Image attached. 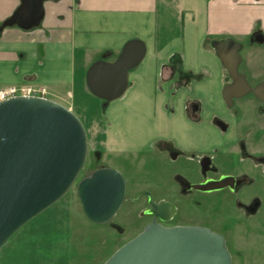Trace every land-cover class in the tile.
<instances>
[{
    "label": "crops",
    "instance_id": "crops-1",
    "mask_svg": "<svg viewBox=\"0 0 264 264\" xmlns=\"http://www.w3.org/2000/svg\"><path fill=\"white\" fill-rule=\"evenodd\" d=\"M19 4L0 0V25ZM43 7L38 27L0 31V89L23 84L48 88L58 100L52 101L69 109L87 137L91 132L108 154L114 149L137 154L159 137L185 150L209 141V133L196 130L186 108L199 97L211 113L220 110L224 70L210 43L230 39L242 46L264 37V0H46ZM133 39L145 44L146 55L129 73L125 94L110 103V122L105 123L86 73L102 55L115 60ZM183 78L189 82L177 87L175 81ZM126 121L137 124L136 140L129 143L121 123Z\"/></svg>",
    "mask_w": 264,
    "mask_h": 264
},
{
    "label": "water",
    "instance_id": "water-1",
    "mask_svg": "<svg viewBox=\"0 0 264 264\" xmlns=\"http://www.w3.org/2000/svg\"><path fill=\"white\" fill-rule=\"evenodd\" d=\"M45 1L19 0L0 31L38 27ZM210 46L231 80L223 91L226 102L249 93L258 96L260 86L250 87L239 71L241 46L230 39L212 41ZM145 55V44L136 39L126 42L113 61L102 55L87 70L89 92L103 107L120 99L128 89L129 73ZM87 151L82 123L64 106L34 97L0 103V252L24 225L67 194L84 168ZM76 192L85 218L101 225L120 209L126 185L117 170L105 167L81 179ZM160 206H154L153 213L166 220L168 212ZM103 264H231V256L224 239L207 228L152 222Z\"/></svg>",
    "mask_w": 264,
    "mask_h": 264
},
{
    "label": "flooded vegetation",
    "instance_id": "flooded-vegetation-1",
    "mask_svg": "<svg viewBox=\"0 0 264 264\" xmlns=\"http://www.w3.org/2000/svg\"><path fill=\"white\" fill-rule=\"evenodd\" d=\"M260 40L262 42H258ZM254 44L263 45L264 37L255 36L242 44L239 51L241 56L239 71L244 74L250 87L260 86L261 92L258 96L249 93L226 102L227 97H223V91L231 80L223 69L224 78L218 95L220 110L215 114L211 113L199 97L188 102L186 108L188 117L196 124V130L210 134L207 135L209 141L206 140L203 145L196 142L195 149L185 150L174 140L159 137L150 141L137 153L141 154L152 144V151L166 156L169 163L176 165L188 163L180 170L169 169L167 173L173 175L174 182L184 195L193 193L196 196V226H193L174 223L177 217V205L169 198L156 199L152 191L144 192L146 208L137 215L140 220L149 218L145 227L155 222L165 227L207 228L224 239L231 256V264L233 255L241 259L244 256L238 248L230 251L232 243L235 244L239 238L247 239L251 234L264 236V78L252 80L241 71L245 61L242 52L246 47ZM175 82L177 87H184L189 82V78ZM196 82H198L197 77ZM109 105L102 106L106 108L105 112ZM205 116H209L207 122L203 120ZM95 155L99 156L97 153ZM170 185L168 183L164 187L161 184L166 193L172 189ZM154 206H160L162 211L168 212L167 215L165 214L166 220L154 215ZM200 206H211V208L200 209ZM228 207L229 211L226 210ZM225 211L229 213L223 215ZM102 225L104 224L100 226ZM215 226L218 228H214Z\"/></svg>",
    "mask_w": 264,
    "mask_h": 264
},
{
    "label": "rangeland",
    "instance_id": "rangeland-1",
    "mask_svg": "<svg viewBox=\"0 0 264 264\" xmlns=\"http://www.w3.org/2000/svg\"><path fill=\"white\" fill-rule=\"evenodd\" d=\"M242 53L245 61L241 71L252 80L263 79L264 44L248 46ZM51 99L56 100L52 95ZM97 104L96 109L102 120L109 123V115L107 112L103 114L101 104ZM84 107L89 116L91 110L87 104ZM121 123L125 141H135L137 133L134 127L137 124L133 121ZM130 125L133 128L129 132ZM90 136L87 137L86 162L74 185L53 205L54 208L43 211L8 240L0 252V264H103L149 222V218H138L140 211L146 208L144 192L152 191L156 199L169 198L177 205L175 224L196 226V196L193 193L184 195L174 182L173 175L168 174L169 169L180 170L188 163H169L166 156L152 151V144L137 155L115 153L116 149L108 154L96 145L91 132ZM105 167L116 169L126 180V198L116 216L108 223L98 226L85 218L76 186L93 171ZM168 183L172 189L166 193L162 186L166 187ZM204 208L209 209L211 206H200V209ZM226 210L229 211L230 208ZM228 213L225 211L223 215ZM233 248L241 250L244 256L241 259L233 255L232 264H264V236L251 234L247 239L239 238L235 244L230 245V251Z\"/></svg>",
    "mask_w": 264,
    "mask_h": 264
},
{
    "label": "built area",
    "instance_id": "built-area-1",
    "mask_svg": "<svg viewBox=\"0 0 264 264\" xmlns=\"http://www.w3.org/2000/svg\"><path fill=\"white\" fill-rule=\"evenodd\" d=\"M16 97H34L52 100L50 91L44 86L23 84L0 89V103Z\"/></svg>",
    "mask_w": 264,
    "mask_h": 264
},
{
    "label": "trees",
    "instance_id": "trees-1",
    "mask_svg": "<svg viewBox=\"0 0 264 264\" xmlns=\"http://www.w3.org/2000/svg\"><path fill=\"white\" fill-rule=\"evenodd\" d=\"M106 60H108V58H106ZM103 102L102 101H100V104H102ZM101 112L104 114L105 113V110H106V108H103L102 106H101ZM101 117V116H100ZM102 119V118H101ZM104 121V120H103Z\"/></svg>",
    "mask_w": 264,
    "mask_h": 264
}]
</instances>
